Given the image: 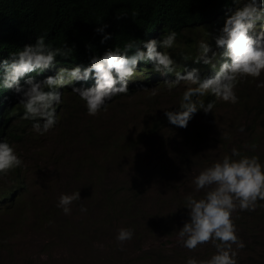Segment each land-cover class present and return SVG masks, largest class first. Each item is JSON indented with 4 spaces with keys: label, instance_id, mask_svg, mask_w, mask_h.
Masks as SVG:
<instances>
[{
    "label": "rangeland",
    "instance_id": "obj_1",
    "mask_svg": "<svg viewBox=\"0 0 264 264\" xmlns=\"http://www.w3.org/2000/svg\"><path fill=\"white\" fill-rule=\"evenodd\" d=\"M207 25L185 29L172 49H161L176 60V71L179 66L191 69L185 64L198 56L201 40L215 47L221 27ZM221 60L218 56L217 68ZM206 73L214 75L212 69H200L201 76ZM173 79L174 74L138 67L129 82L138 85L134 91L122 94L96 116L87 114L84 101L70 86L64 87L59 91L62 103L70 102L69 115L58 105V122L44 135L32 129L33 122L24 123L26 129L19 130L23 137L11 143L23 165L0 177V193L23 184L13 203L0 202V264H186L189 257L210 258L215 252L211 243L194 251L178 243L179 230L188 219L185 198L203 195L195 192L193 178L233 148L259 155L264 162V87H257L264 73L259 79L241 80L235 89L238 103L212 96V112L197 111L186 128L170 124L132 146L123 158L106 159L108 146L141 134L153 116L178 101L186 84L168 91L165 81ZM145 81L151 84L144 87ZM153 90L158 94L152 96ZM90 130L97 138L87 143ZM95 162L106 168L103 175L97 176ZM105 185L112 188L110 194ZM76 191L81 199L65 215L57 207L58 197ZM37 214L50 225L42 226ZM233 218L245 244L238 250L239 264L249 254L264 252V201H258L255 211L237 210ZM121 227L134 229L133 238L123 245L116 240Z\"/></svg>",
    "mask_w": 264,
    "mask_h": 264
},
{
    "label": "clouds",
    "instance_id": "obj_2",
    "mask_svg": "<svg viewBox=\"0 0 264 264\" xmlns=\"http://www.w3.org/2000/svg\"><path fill=\"white\" fill-rule=\"evenodd\" d=\"M232 3L235 6L227 9L223 26L214 37L215 47L201 40L199 54L192 60L210 67L214 72L210 77L202 78L197 67L176 71V60L169 51L161 50L175 46L177 33L171 31L140 44L129 41L122 47H108L102 54L91 55L87 65L59 67L55 75L36 79L33 73L39 75L55 68L57 57L68 58L70 52L67 45L63 50L53 48L39 36L34 44H26L0 59V86L16 94L24 110L23 119L33 121L32 129L44 135L58 122L56 108L62 103L59 89L70 86L84 101L87 114L96 116L114 97L128 94L129 82L139 63H148L156 73L174 74L175 79L165 81L168 91L185 82L178 107L165 110L164 114L172 125L186 128L198 110L207 114L214 108L213 102L205 104L194 97L211 94L223 102L238 103L235 89L241 80L259 79L264 73V0H232ZM99 25L95 31L103 33L100 42L104 44L112 39V34L105 32L106 23ZM218 56L222 60L217 68ZM182 59L188 61L189 58L182 56ZM90 80L94 83L88 86L86 82ZM78 82L83 83L77 86ZM257 87H264V82ZM157 94L156 90L151 93L152 96ZM240 131H244L243 126ZM255 147L251 146L253 151ZM22 165L23 160L15 148L0 140V177ZM193 184L195 192L203 191V195L185 198L188 219L179 230L178 243L189 251L211 243L215 252L208 259L189 257L186 264H238V250L245 244L238 235L233 214L237 210L255 211L258 201H264V162L259 155L241 154L233 148L230 154L201 169L193 178ZM80 199V191L61 193L57 207L70 215L71 205ZM80 210L87 211L83 205ZM133 236L134 229L121 227L116 240L123 245Z\"/></svg>",
    "mask_w": 264,
    "mask_h": 264
},
{
    "label": "trees",
    "instance_id": "obj_3",
    "mask_svg": "<svg viewBox=\"0 0 264 264\" xmlns=\"http://www.w3.org/2000/svg\"><path fill=\"white\" fill-rule=\"evenodd\" d=\"M234 6L232 0H0V59L7 58L10 53L18 51L26 44H34L39 36H43L45 43L53 48L59 47L63 50L67 45L70 50L68 58L58 56L55 68L39 75L32 74L36 79H43L48 75H54L62 63L69 65V68L76 64L87 65L91 55L102 54L108 47H122L129 41L140 44L152 38L163 37L171 31H175L177 36H183L185 29L203 24L206 28L209 26L207 24H212V27H222L227 9ZM117 16L122 17L118 20ZM103 23L108 25L105 32L111 33L112 39L101 44L103 33H98L95 29ZM185 65L191 68L211 69L202 64H195L192 60ZM142 66H145L148 72L154 71L148 63L140 62L139 67ZM179 67H181L179 72H182L187 66ZM203 77L209 76L206 73ZM80 83L83 82H78L77 86ZM86 83L90 86L94 81L90 80ZM150 84L146 81L142 83L144 87ZM135 86L130 84L128 93H132ZM178 96V101L153 116L141 134L117 139L108 146L107 155L104 157L107 159L110 155L121 159L132 146L170 125L164 111L175 110L178 107L182 93ZM120 97L121 95L114 97L107 104ZM194 99L204 103L213 100L211 94ZM59 105L65 114H70V102L66 101ZM59 108L57 106L56 111ZM254 109L257 111L261 109L258 103ZM23 112L16 94L0 86V140L7 141L11 145L12 141L15 142L23 137V133L20 134L19 130L26 129L27 125L23 126L24 123L33 122L23 119ZM261 122L264 124V116ZM86 137L87 143L93 142L97 134L90 130ZM96 165L97 176L103 175L106 172L104 165L102 163ZM17 170H12V173ZM22 186L23 184H19L17 187L6 188L0 193V202L13 203ZM107 187L105 185V192L110 194L112 188ZM109 198L111 202V196ZM37 216L41 222L43 221L42 226L50 225L47 218H42V215L38 214ZM262 245L264 250V243ZM239 264H264V252L249 254Z\"/></svg>",
    "mask_w": 264,
    "mask_h": 264
}]
</instances>
